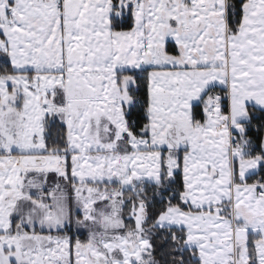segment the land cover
<instances>
[{
    "label": "snow or ice",
    "instance_id": "obj_1",
    "mask_svg": "<svg viewBox=\"0 0 264 264\" xmlns=\"http://www.w3.org/2000/svg\"><path fill=\"white\" fill-rule=\"evenodd\" d=\"M0 264H264V0H0Z\"/></svg>",
    "mask_w": 264,
    "mask_h": 264
}]
</instances>
